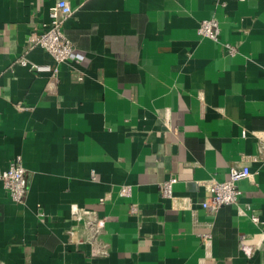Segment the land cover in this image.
Wrapping results in <instances>:
<instances>
[{"label": "crops", "instance_id": "0c3cea01", "mask_svg": "<svg viewBox=\"0 0 264 264\" xmlns=\"http://www.w3.org/2000/svg\"><path fill=\"white\" fill-rule=\"evenodd\" d=\"M56 1L0 0V172L27 180L20 204L0 184V264H264V0H65L81 63L24 48ZM211 18L234 56L197 34ZM233 166L237 204L202 208Z\"/></svg>", "mask_w": 264, "mask_h": 264}, {"label": "built area", "instance_id": "2783aa9c", "mask_svg": "<svg viewBox=\"0 0 264 264\" xmlns=\"http://www.w3.org/2000/svg\"><path fill=\"white\" fill-rule=\"evenodd\" d=\"M72 13L73 11L65 0H57L48 10L47 22L41 25L40 30L33 28L29 33L24 46L25 50L38 47L47 52L56 63L67 61L75 63L83 62L84 55L75 50L62 30L64 21L69 18ZM197 34L219 43L224 55L234 56L237 53L234 46L220 42L219 27L216 18L201 21L197 27ZM19 64L28 67L35 75L46 74L51 79L56 78L57 70L50 65L30 63L24 58L19 60ZM261 148L264 151V145ZM250 175L251 173L247 166H233L230 167L228 178L225 181L217 182L211 180L207 188L209 196L201 203L202 208L210 212H215L223 206L237 204L240 196L237 183L249 178ZM175 182V178H169L162 182L159 186L160 195L169 198L172 193V185ZM0 184L13 202L20 204L24 201L27 192V180L20 158L12 160L8 168L0 172ZM121 193L124 194L125 191L121 190ZM99 202H104V199L101 198ZM135 211V206H132L130 212L134 213ZM70 212L73 219L78 222L81 221L84 226L90 230V234L95 239L100 233L102 224L100 220L94 218L90 211L80 210V207L76 204L70 206ZM250 219L253 222L258 221L255 215H251ZM203 239V241L208 240V236H204ZM239 249L246 257H250L252 252L250 247L239 243Z\"/></svg>", "mask_w": 264, "mask_h": 264}]
</instances>
